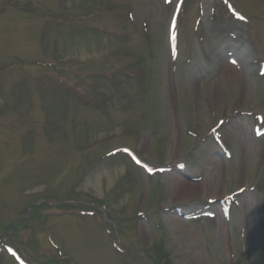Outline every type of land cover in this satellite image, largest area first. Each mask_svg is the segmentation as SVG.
I'll return each mask as SVG.
<instances>
[{
    "label": "rangeland",
    "instance_id": "1",
    "mask_svg": "<svg viewBox=\"0 0 264 264\" xmlns=\"http://www.w3.org/2000/svg\"><path fill=\"white\" fill-rule=\"evenodd\" d=\"M0 264H264V0H0Z\"/></svg>",
    "mask_w": 264,
    "mask_h": 264
},
{
    "label": "trees",
    "instance_id": "2",
    "mask_svg": "<svg viewBox=\"0 0 264 264\" xmlns=\"http://www.w3.org/2000/svg\"><path fill=\"white\" fill-rule=\"evenodd\" d=\"M9 229H10V227H9Z\"/></svg>",
    "mask_w": 264,
    "mask_h": 264
}]
</instances>
